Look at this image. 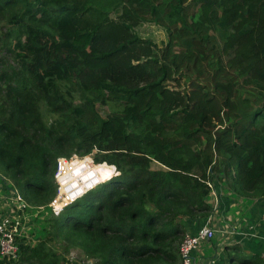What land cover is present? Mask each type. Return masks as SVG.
<instances>
[{"label": "trees", "instance_id": "16d2710c", "mask_svg": "<svg viewBox=\"0 0 264 264\" xmlns=\"http://www.w3.org/2000/svg\"><path fill=\"white\" fill-rule=\"evenodd\" d=\"M146 22L163 45L137 33ZM96 101L122 107L103 118ZM44 105L65 123L75 112L69 130L47 126ZM67 145L120 176L48 209L46 237L19 239L0 264H80L49 246L56 236L94 264L180 262L188 222L213 211L209 183L264 196V0H0L2 184L47 207Z\"/></svg>", "mask_w": 264, "mask_h": 264}, {"label": "crops", "instance_id": "0c3cea01", "mask_svg": "<svg viewBox=\"0 0 264 264\" xmlns=\"http://www.w3.org/2000/svg\"><path fill=\"white\" fill-rule=\"evenodd\" d=\"M212 184L215 191L209 192L207 200L213 211L208 217L188 222L190 233L204 224L215 230V235L193 252L194 264H236L243 256H261L264 250V196L237 193L223 179ZM233 247L238 248L235 253ZM229 254L233 255L234 261L227 259Z\"/></svg>", "mask_w": 264, "mask_h": 264}, {"label": "rangeland", "instance_id": "374dc122", "mask_svg": "<svg viewBox=\"0 0 264 264\" xmlns=\"http://www.w3.org/2000/svg\"><path fill=\"white\" fill-rule=\"evenodd\" d=\"M136 31L139 35L152 39L158 46L163 45L164 42L166 41V33L162 29L158 28L157 26L153 24H149L147 22L143 23L142 25L137 27ZM217 38H219L218 35H217ZM72 91H73V98H72L73 108L76 110L85 111L82 114V118H81L82 121H85V120H88V122L92 121L95 117V114L89 113L85 109V106H84L85 102L81 97L80 89L75 87ZM94 106H95V111L97 112V114L103 118L108 113L117 111L121 109L122 107L121 104L114 103L112 101L107 102L105 105H102L99 101H96L94 103ZM40 112H41V117H42L43 122L47 126L56 125L53 127L56 128L58 133H63L66 130H69L70 128L69 123L72 122V118L77 117L76 113L72 111L68 114V119L65 123L63 121V117L52 112L50 108H48L45 105L40 106ZM61 150L63 151V153L59 154L57 158L60 156L69 158V156L70 157L72 156L81 157L83 155H86V154H80L79 150L76 147H71L70 145L64 146ZM93 154H91V157H93ZM96 162H103L105 164H110L115 167L113 163H110L107 161H96ZM153 167H156V165H153ZM1 179L2 178L0 176V217L8 214V216L11 219H13L14 221H18L19 223L18 228H19V231H21V235H22V237L19 239L23 240L24 242L35 244L38 240L44 238V236L46 237V227L48 228V219H49L50 209L48 207H45L44 205L43 206H32L31 204H28L23 199L22 196L21 198L25 202L26 206L23 209H17L16 203L14 200V195L12 193L14 189L10 187L9 182H6L7 187L6 185H3L1 182ZM51 180H52L53 185H56L55 180H54V175H53V179ZM19 195L21 194L19 193ZM48 244L57 253L64 255L70 260L77 261L80 264H94V261H95L94 259L88 257L80 248L69 245L62 238H58L57 236L55 238H51L49 239ZM177 264H180V262L178 261Z\"/></svg>", "mask_w": 264, "mask_h": 264}, {"label": "built area", "instance_id": "2783aa9c", "mask_svg": "<svg viewBox=\"0 0 264 264\" xmlns=\"http://www.w3.org/2000/svg\"><path fill=\"white\" fill-rule=\"evenodd\" d=\"M93 152L81 157L69 156V158H67L60 156L56 158V167L53 174L56 183V193L47 204V207L53 214L58 215L66 205L73 202L70 197L76 190L86 187L87 184L99 178V176H97L98 169L105 163L96 162L93 159L94 156L91 157ZM107 165L113 167V165ZM209 186L211 188L210 191L214 193L215 190L213 185L209 183ZM12 193L17 209L25 208L26 205L21 195H19L16 190L12 191ZM18 225V221L11 219L8 214L0 217L1 259L12 260L17 258L19 251L18 240L22 237ZM214 235L215 230L209 224H204L194 233L186 232L179 246L180 264H194L192 256L193 251H195L202 242L210 240ZM261 256L264 259V250Z\"/></svg>", "mask_w": 264, "mask_h": 264}, {"label": "clouds", "instance_id": "9594fccd", "mask_svg": "<svg viewBox=\"0 0 264 264\" xmlns=\"http://www.w3.org/2000/svg\"><path fill=\"white\" fill-rule=\"evenodd\" d=\"M120 174L121 173L113 166L110 171L105 172L98 179L93 180L92 183L87 184L86 187L76 190L72 194L70 199L74 201L77 198H81V197H83L86 194L87 191L92 190L93 188H95L96 185L101 184V183H103L105 181L111 180L114 177H119Z\"/></svg>", "mask_w": 264, "mask_h": 264}]
</instances>
